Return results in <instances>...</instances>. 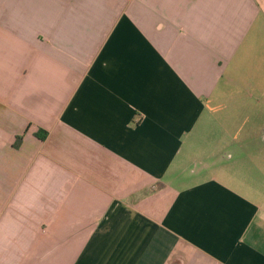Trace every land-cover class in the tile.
I'll use <instances>...</instances> for the list:
<instances>
[{"label":"crops","instance_id":"crops-1","mask_svg":"<svg viewBox=\"0 0 264 264\" xmlns=\"http://www.w3.org/2000/svg\"><path fill=\"white\" fill-rule=\"evenodd\" d=\"M256 96L264 0H0V264H264Z\"/></svg>","mask_w":264,"mask_h":264},{"label":"rangeland","instance_id":"rangeland-1","mask_svg":"<svg viewBox=\"0 0 264 264\" xmlns=\"http://www.w3.org/2000/svg\"><path fill=\"white\" fill-rule=\"evenodd\" d=\"M243 113L244 115L248 113L251 121H253L255 117L258 116L261 124H264V100L259 102L258 96H256L255 98H251L247 105L243 108H236V106H234L233 108H222L217 113V117L219 118V120L223 119L229 121L232 116L236 120L237 118H239L238 116L242 115ZM232 125L233 122L229 124V128H231ZM234 159L241 160L240 156H234ZM243 160H247L248 162L246 164H249L250 166H256L258 160L260 162L264 161V151H254V153H251L246 158L245 156H243Z\"/></svg>","mask_w":264,"mask_h":264}]
</instances>
